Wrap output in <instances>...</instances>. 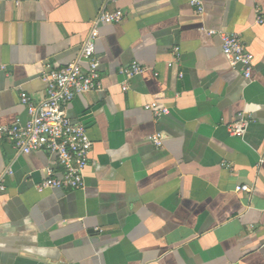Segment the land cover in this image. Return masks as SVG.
Returning <instances> with one entry per match:
<instances>
[{
    "label": "crops",
    "instance_id": "obj_1",
    "mask_svg": "<svg viewBox=\"0 0 264 264\" xmlns=\"http://www.w3.org/2000/svg\"><path fill=\"white\" fill-rule=\"evenodd\" d=\"M199 1L0 0V124L27 119L19 94L43 98L42 71L75 59L101 8L123 11L98 28L101 87L66 107L92 141L83 187L37 191L48 168L60 176L54 157L0 139V264H264V0ZM222 33L253 54L250 79ZM132 60L144 70L123 91ZM157 93L156 118L143 106Z\"/></svg>",
    "mask_w": 264,
    "mask_h": 264
},
{
    "label": "built area",
    "instance_id": "obj_2",
    "mask_svg": "<svg viewBox=\"0 0 264 264\" xmlns=\"http://www.w3.org/2000/svg\"><path fill=\"white\" fill-rule=\"evenodd\" d=\"M190 3L202 12L203 7L199 0H191ZM122 18L123 11L119 8L111 11L101 8L91 21L92 27L75 59L64 66L48 67L42 71L41 78L45 84L43 98L35 102L26 92L19 94L27 119L24 122L18 119L12 124H0V139L10 141L19 153L28 154L44 150L54 157L55 163L60 167V176H55L50 168L47 169V177L35 186L39 192L46 188L76 190L83 187V172L89 162L92 141L84 126L71 122L66 114V107L77 95L101 87L100 63L95 55L98 28L119 23ZM257 22H264V14L257 16ZM209 33L212 34L213 31L210 30ZM221 51L231 66H238L246 79L251 78L253 54L247 50L239 35L222 33ZM180 55L179 46H174L171 51L172 60L168 61L167 65L174 66L179 62ZM143 70V65L137 60L120 67L119 73L124 77L121 89L125 91L128 88L127 82ZM181 76L182 73H179V77ZM160 97V93L155 94L154 98L143 106L156 118L169 112L168 107L159 105ZM250 120L248 113L238 112L235 119L227 125L229 135L243 136ZM149 140L159 146L161 134L155 133ZM221 165L232 169L228 162L222 161ZM8 173L10 171L5 170L0 174V193L5 191L4 176ZM235 191L250 192L251 186L237 184Z\"/></svg>",
    "mask_w": 264,
    "mask_h": 264
}]
</instances>
